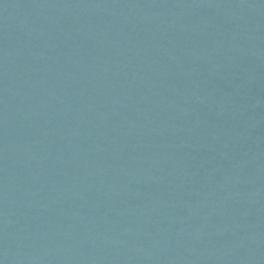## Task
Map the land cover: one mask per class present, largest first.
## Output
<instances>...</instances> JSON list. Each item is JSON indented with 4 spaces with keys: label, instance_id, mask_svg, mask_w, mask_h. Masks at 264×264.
Listing matches in <instances>:
<instances>
[{
    "label": "water",
    "instance_id": "water-1",
    "mask_svg": "<svg viewBox=\"0 0 264 264\" xmlns=\"http://www.w3.org/2000/svg\"><path fill=\"white\" fill-rule=\"evenodd\" d=\"M0 264H264V0H0Z\"/></svg>",
    "mask_w": 264,
    "mask_h": 264
}]
</instances>
